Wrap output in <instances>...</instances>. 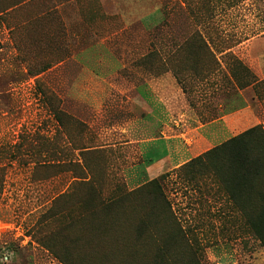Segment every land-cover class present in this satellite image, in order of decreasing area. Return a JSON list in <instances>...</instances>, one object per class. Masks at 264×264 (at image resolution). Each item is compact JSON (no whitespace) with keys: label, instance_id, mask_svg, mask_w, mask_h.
Wrapping results in <instances>:
<instances>
[{"label":"rangeland","instance_id":"1","mask_svg":"<svg viewBox=\"0 0 264 264\" xmlns=\"http://www.w3.org/2000/svg\"><path fill=\"white\" fill-rule=\"evenodd\" d=\"M154 11L157 18L146 22ZM196 33L212 54L186 43ZM140 64L155 76L172 72L186 92L217 77L207 100L223 118L206 145L193 132L197 117L177 113L187 109L184 98H174L167 134L178 135L172 150L182 163L252 128L258 132L243 142L253 150L252 139L262 140L264 0H0V264H87L71 243L91 223L113 232L88 264H264V172L225 183L228 170L214 158L219 178L179 180L182 165L156 177L169 174L162 182L168 203L158 191L140 192L151 181L135 167L140 152L118 146L119 125L135 121L126 103L135 81L118 76ZM55 145L79 163L80 151L89 150L82 155L93 177L88 188L67 195L75 181L69 167L33 174L34 156ZM63 193L54 212L74 205L77 218L46 221ZM125 215L140 219L139 238L118 228L116 217Z\"/></svg>","mask_w":264,"mask_h":264},{"label":"crops","instance_id":"2","mask_svg":"<svg viewBox=\"0 0 264 264\" xmlns=\"http://www.w3.org/2000/svg\"><path fill=\"white\" fill-rule=\"evenodd\" d=\"M157 15L158 12H151L145 16V21L152 22L157 18ZM138 66L139 70H132V67L127 65L123 66L120 70H124V74L118 76L124 79L125 83L135 81L134 93L130 94L133 97H128L126 101L127 104L134 106V110L132 112L128 110L127 113H133L135 121L130 124L125 123L123 126L119 125L124 141L118 146L123 151L124 149H134L140 152L139 164L135 167H144V174L152 180L168 168L179 167L187 162L182 163L181 154L173 153L172 147L175 143L180 142V139H177L178 135L167 134L170 128L169 123L172 122L176 113L174 107L176 96L184 98V109H187L179 110L177 113L182 114V117H190L189 119L196 116V119L199 120V122L196 121L199 126L193 129V132L199 136V141L202 142L201 146L215 139L216 133L213 130L223 117L219 115L222 112L221 107L209 104L207 100L217 92V77L205 79L186 92L172 72L155 76L144 65ZM200 129L204 131L198 133ZM182 136L186 138L185 134H181ZM160 145L164 147V151L158 155L157 151ZM151 160H153L152 163ZM140 173L137 172V174ZM139 177H142V174Z\"/></svg>","mask_w":264,"mask_h":264},{"label":"trees","instance_id":"3","mask_svg":"<svg viewBox=\"0 0 264 264\" xmlns=\"http://www.w3.org/2000/svg\"><path fill=\"white\" fill-rule=\"evenodd\" d=\"M196 34L197 35L195 37L188 39L186 43L190 40L189 42H192L195 48L197 49L200 48L201 50H207L209 53L212 54L213 52H211L210 47L208 43L206 42V40L200 34L198 33ZM184 45L180 47L182 48ZM237 75H238V71L233 70L232 71L233 79H237ZM257 132H258L257 128H252L250 130H247L246 132L234 137L232 140L230 139L229 142L227 141L219 146H216L210 149L204 154L194 159H191L189 162L185 163L184 165H182L180 168L176 170L177 178L185 182L195 181L196 176L205 177V176L211 175L213 177L219 178V173L216 168L217 165H214L213 163V159L216 158L217 161L218 159L220 160L222 167H224L223 164H225L224 169L228 170V174L226 173L225 175L222 176L223 182L225 183H234L235 180L242 181L244 178H247V177H249L252 180L259 179L263 175V172H264V135L261 137L262 138L261 141L260 139H256V138L252 139L253 150L250 149V147L248 148V145L245 142H243L245 138L253 137L254 134H256ZM34 139H36L37 141L38 137H35ZM52 141L54 142V139ZM239 141H240L239 147H237V150H234V148L237 146V142ZM254 147H255V150H254ZM258 150H261V151H258ZM25 152H27L29 156H32L34 154V152H32V149L30 147L29 149L25 150ZM86 152H89V150L82 149L80 151V157L83 160L82 163H79L71 158L67 159L68 155H67L66 150L56 145L49 151L43 152L42 155L34 156L35 158H34L33 163L35 165L33 168V174H35V171L37 169H44L46 171L47 169H53V170L55 169V170L60 171V170H63L69 167V169L71 170H68V171H71V172L74 171L75 181L73 183L72 191L68 194L67 193L60 194L56 198L53 199L52 206L49 209H47L45 213L46 215L44 214L45 217H47L46 221L52 220L54 218H59L60 220H64V219L67 220L68 224H70L73 221V219L77 218L73 216L75 209H76L74 205L64 207L61 210H59L57 213L54 212V207L57 201L61 197H65L66 194L70 195L71 193H74L76 188H79V187L88 188L91 182L93 181L92 172L89 166L90 164L87 163V161L82 157V155ZM150 162L152 163L153 160H151ZM193 165L195 166L191 167ZM232 165H235V167ZM78 167H79V171L78 173H76L75 171H77ZM189 169L190 171L188 172L187 170ZM229 171H231V173H229ZM57 173L54 175L45 176L39 180L41 181L49 180L57 176ZM189 173L192 175V177L188 179ZM168 176L169 174H165L161 176V178H155L151 180L150 182L143 185V187L141 188L142 190L141 191L139 190V191L142 192L143 190H146L147 196L152 195L153 191H158L160 195L164 199H166V202H167V198L164 192V187H163L162 182ZM139 191H136L135 193L132 192L129 195H134L138 193ZM98 201L100 204L105 202V200L103 199V194L101 192H98ZM151 212L153 211L151 210ZM140 217L141 219H144L147 217V215H142ZM115 220L118 222L117 223V225H119L118 228L121 229L122 227H124L125 232H131L133 234V237L135 236V238L140 237L141 232H142V229L139 226L140 219L137 222H135L131 216L125 215V216H118L116 217ZM80 227H81L80 228L81 234L78 235V237L71 243V245H72L73 251L77 254V258L80 260V262L85 263L84 261H86L88 264L94 261L95 255L92 252L98 250V245L100 244L101 240L103 239V241L105 242L104 236L105 234H107L106 232L108 233L113 232L111 230L112 226L110 229H105V228L103 229L91 223L90 225L86 224ZM90 232L91 233L100 232V234L99 235L95 234L94 237H91L93 233L90 234ZM261 240L264 245L263 238Z\"/></svg>","mask_w":264,"mask_h":264}]
</instances>
